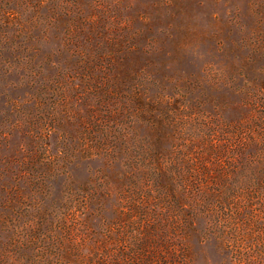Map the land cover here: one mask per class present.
Segmentation results:
<instances>
[{
	"label": "rangeland",
	"instance_id": "374dc122",
	"mask_svg": "<svg viewBox=\"0 0 264 264\" xmlns=\"http://www.w3.org/2000/svg\"><path fill=\"white\" fill-rule=\"evenodd\" d=\"M0 264H264V0H0Z\"/></svg>",
	"mask_w": 264,
	"mask_h": 264
}]
</instances>
